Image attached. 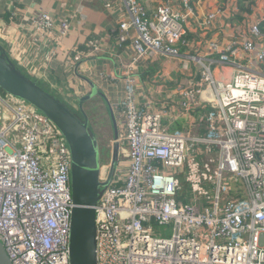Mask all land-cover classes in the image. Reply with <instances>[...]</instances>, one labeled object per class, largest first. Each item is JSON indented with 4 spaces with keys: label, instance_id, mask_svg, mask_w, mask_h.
<instances>
[{
    "label": "built area",
    "instance_id": "built-area-1",
    "mask_svg": "<svg viewBox=\"0 0 264 264\" xmlns=\"http://www.w3.org/2000/svg\"><path fill=\"white\" fill-rule=\"evenodd\" d=\"M122 1L127 20L119 21L115 40L128 43L131 59L117 141L125 145L126 173L117 170L107 182L108 166L98 172L95 264H264V14H243L241 29L217 42L205 33L239 18L247 0H222L209 10L198 27L202 51L216 62L189 56L200 86L191 80L176 101L146 110L137 101L133 67L156 54L180 57L193 4L166 0L149 17L137 0ZM30 23L50 45L70 25L42 12ZM89 47L84 57L100 50L97 41ZM213 64L232 70L230 79H217ZM198 109L222 126L203 137L163 132V122L195 123ZM71 170L59 128L23 100L0 96V242L12 264H71ZM170 222L171 236L158 232Z\"/></svg>",
    "mask_w": 264,
    "mask_h": 264
},
{
    "label": "crops",
    "instance_id": "crops-1",
    "mask_svg": "<svg viewBox=\"0 0 264 264\" xmlns=\"http://www.w3.org/2000/svg\"><path fill=\"white\" fill-rule=\"evenodd\" d=\"M137 2L151 17L156 6L166 0ZM222 3V0H192L194 16L185 28L180 57L156 54L133 67L131 75L137 80L141 109H152L169 98L178 99L179 89L188 87L192 79L194 66L189 56L216 62V55L208 56L202 51L205 39L200 37L198 24L209 10ZM240 9L239 18L230 23L219 21L204 37L217 42L224 40L230 36V29H241L243 14L260 18L264 14V1L247 0ZM40 12L55 21L68 20L69 31L58 44L50 45L36 34L30 20ZM124 19L127 20V13L122 0H0L1 61L86 124L97 171L102 165L109 168L107 182H111L117 170L126 173L125 145L117 141L124 123L116 107L124 98L131 52L128 43L119 46L115 40L118 23ZM94 41L99 43L100 50L84 57ZM76 55H81L77 62ZM212 72L224 81L233 73L215 64Z\"/></svg>",
    "mask_w": 264,
    "mask_h": 264
},
{
    "label": "water",
    "instance_id": "water-1",
    "mask_svg": "<svg viewBox=\"0 0 264 264\" xmlns=\"http://www.w3.org/2000/svg\"><path fill=\"white\" fill-rule=\"evenodd\" d=\"M0 91L33 106L53 122L66 138L72 154L70 263L95 264L93 208L99 197L100 184L97 181L95 150L86 124L54 97L10 70L1 59ZM0 264H12L1 242Z\"/></svg>",
    "mask_w": 264,
    "mask_h": 264
},
{
    "label": "rangeland",
    "instance_id": "rangeland-1",
    "mask_svg": "<svg viewBox=\"0 0 264 264\" xmlns=\"http://www.w3.org/2000/svg\"><path fill=\"white\" fill-rule=\"evenodd\" d=\"M198 72V69L193 67V73ZM193 82L197 84V87L200 86L199 79L195 76L191 79ZM0 96L4 97V94L0 92ZM118 110V108H116ZM195 123H187L184 119H178L175 122L168 124L167 122H163L161 128L165 134H173L175 132H179L182 135L187 134L189 137H203L206 132L213 126H222L221 122L218 121V117L216 116L213 119L208 117L207 109H198L197 112L194 113ZM124 144V143H122ZM189 147H192V144L189 143ZM237 180V184L239 189H242L241 181L234 177ZM112 181V180H111ZM72 183V178H71ZM223 183L231 190V184L224 178ZM108 184V183H107ZM100 195V190L98 189V196ZM222 200H226L228 198V193H221L220 195ZM158 232L164 233L165 236L169 237L173 233V223L158 227Z\"/></svg>",
    "mask_w": 264,
    "mask_h": 264
},
{
    "label": "trees",
    "instance_id": "trees-1",
    "mask_svg": "<svg viewBox=\"0 0 264 264\" xmlns=\"http://www.w3.org/2000/svg\"><path fill=\"white\" fill-rule=\"evenodd\" d=\"M1 93H3L2 91H0ZM5 94V93H4Z\"/></svg>",
    "mask_w": 264,
    "mask_h": 264
}]
</instances>
